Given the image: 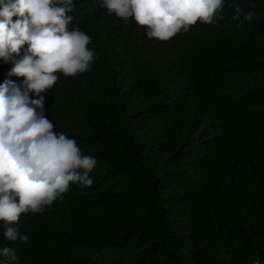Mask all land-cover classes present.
Instances as JSON below:
<instances>
[{"label":"trees","instance_id":"1","mask_svg":"<svg viewBox=\"0 0 264 264\" xmlns=\"http://www.w3.org/2000/svg\"><path fill=\"white\" fill-rule=\"evenodd\" d=\"M73 4L67 28L94 60L41 95L54 131L97 160L93 184L22 213L27 243L0 221V247L17 264H264V0H224L218 23L168 41ZM12 67L0 59V85L22 86Z\"/></svg>","mask_w":264,"mask_h":264},{"label":"clouds","instance_id":"2","mask_svg":"<svg viewBox=\"0 0 264 264\" xmlns=\"http://www.w3.org/2000/svg\"><path fill=\"white\" fill-rule=\"evenodd\" d=\"M108 14L147 29L149 39L168 41L202 22L223 19L224 0H97ZM234 20L252 21L254 13L238 4ZM254 8L255 5H252ZM73 0H0V59L11 62L9 76L24 77L22 86L0 85V221L10 242L27 243L17 222L22 213H38L69 190L90 187L97 164L83 155L75 139L54 131L44 96L58 80L90 70L91 38L79 27L69 31ZM13 17H18L15 22ZM27 45L25 48L24 46ZM94 48V45H93ZM23 50V54L22 53ZM36 99H31V94ZM0 264H17L12 247H0Z\"/></svg>","mask_w":264,"mask_h":264}]
</instances>
